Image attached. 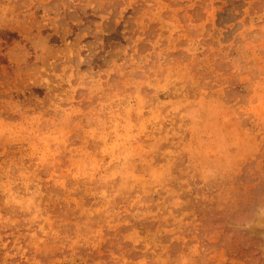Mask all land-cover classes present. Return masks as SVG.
<instances>
[{"label": "rangeland", "instance_id": "374dc122", "mask_svg": "<svg viewBox=\"0 0 264 264\" xmlns=\"http://www.w3.org/2000/svg\"><path fill=\"white\" fill-rule=\"evenodd\" d=\"M0 264H264V0H0Z\"/></svg>", "mask_w": 264, "mask_h": 264}, {"label": "trees", "instance_id": "16d2710c", "mask_svg": "<svg viewBox=\"0 0 264 264\" xmlns=\"http://www.w3.org/2000/svg\"><path fill=\"white\" fill-rule=\"evenodd\" d=\"M7 35V37H10V38H14V37H16L14 34H6Z\"/></svg>", "mask_w": 264, "mask_h": 264}]
</instances>
